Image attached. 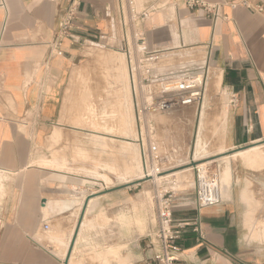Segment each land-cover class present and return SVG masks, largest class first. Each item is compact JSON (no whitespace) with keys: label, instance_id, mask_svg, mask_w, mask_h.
<instances>
[{"label":"crops","instance_id":"0c3cea01","mask_svg":"<svg viewBox=\"0 0 264 264\" xmlns=\"http://www.w3.org/2000/svg\"><path fill=\"white\" fill-rule=\"evenodd\" d=\"M167 1L143 21L148 49L164 52V60L204 52L202 73L211 68L228 98L222 148L264 142V12L225 4L214 23L182 0ZM66 5L4 0L0 6V264H89L87 253L91 264H121V258L144 264L152 231L140 250L134 145L79 130L72 115L61 116L77 102L78 78L93 60L88 50L124 48L117 2L81 0L69 36L58 39ZM263 166L231 167L219 206L195 208L194 188L173 194L183 264H264ZM122 216L132 222L125 230L117 223Z\"/></svg>","mask_w":264,"mask_h":264},{"label":"rangeland","instance_id":"374dc122","mask_svg":"<svg viewBox=\"0 0 264 264\" xmlns=\"http://www.w3.org/2000/svg\"><path fill=\"white\" fill-rule=\"evenodd\" d=\"M186 52L189 55H185ZM88 55L93 60L87 73L78 78L80 93H76L77 102H73L72 109H63L61 116L64 117L65 112L67 115H72L74 128H80L89 133L119 136L123 142H131L134 145L131 161L135 157L136 174L131 173V179L135 178L139 184L136 189L138 197L136 220L144 226L140 231L136 225L137 233L140 234L137 237L140 250L145 246V234L152 231L153 236L157 228L159 196L164 191L175 194L183 189H193L195 166L216 160L206 166H210L212 170L219 173L222 193L225 194L224 183L231 181V167L242 165L257 169L250 167V164H255L254 160H257V164L264 165V143L234 151H226L222 148L223 124L226 118L225 103H228V98L223 96V93H219V77L211 68L205 75L206 91L203 94L202 104L198 108H185L169 114L138 116L133 108L125 55L116 50L98 47L90 48ZM205 57L206 54L199 48L172 53L166 56L167 60H163L156 66L157 73L164 78L187 72L201 74L206 62ZM75 105H81V107H74ZM201 112L205 113L203 122H200ZM143 152L146 157L151 152L160 155L162 158V162L158 165L162 171L160 174L153 175L148 162L149 158L146 165L144 164ZM234 153L239 155L233 156ZM222 156L228 157L220 158ZM127 175L120 177L116 183L125 182ZM165 175L170 176L162 178L163 180L155 178ZM117 223L121 228L129 225L122 219ZM152 236H148V244L149 237ZM86 257L91 264L90 254L87 253ZM120 261L121 264H126L125 261L123 263L122 258Z\"/></svg>","mask_w":264,"mask_h":264},{"label":"built area","instance_id":"2783aa9c","mask_svg":"<svg viewBox=\"0 0 264 264\" xmlns=\"http://www.w3.org/2000/svg\"><path fill=\"white\" fill-rule=\"evenodd\" d=\"M177 1V0H173ZM120 41L124 48L121 52L127 59V71L133 97V108L138 116L145 114H169L184 108L201 106L205 91V71L200 78L198 73H183L165 77L157 73L156 66L164 60V52L150 51L142 31L143 21L153 10H164L166 0H160L155 6L139 8L135 0H116ZM184 6L203 13L214 23L221 19V8L225 4L235 8L242 6L255 13L264 12L263 2L255 0H221L211 3L205 0H182ZM81 4V0H67L57 36L58 39L69 36ZM4 7V0H0ZM144 164L149 158L152 172L160 174L158 166L162 162L159 154L143 152ZM194 205L195 208L215 207L223 202V193L219 173L210 166H195ZM173 193L164 191L158 198L157 228L149 238L150 257L144 264H183L179 259L180 248L175 244L180 238L181 224H175L172 214ZM47 230L48 226L45 225Z\"/></svg>","mask_w":264,"mask_h":264},{"label":"bare ground","instance_id":"6f19581e","mask_svg":"<svg viewBox=\"0 0 264 264\" xmlns=\"http://www.w3.org/2000/svg\"><path fill=\"white\" fill-rule=\"evenodd\" d=\"M117 69V68H116ZM120 71V70H119ZM203 71V70H202ZM209 71L207 70L206 71V74L205 75H207V73H208ZM200 76V78L203 76L202 74H200L199 75ZM95 92V91H94ZM94 97V96H93ZM85 103V102H84ZM85 105V104H84ZM86 107V106H85ZM84 107V108H85ZM90 107V106H89ZM72 108V107H71ZM189 108H192V107H189ZM79 109V108H78ZM185 109V108H184ZM187 109V108H186ZM80 111V110H79ZM84 112V111H83ZM177 112V111H176ZM179 112V111H178ZM82 114V113H81ZM205 113L204 112H201V120H200V122H203V119H204V115ZM75 115V114H74ZM151 114H145L144 116H150ZM199 115V114H198ZM98 116V115H97ZM181 116V115H180ZM182 116H183V114H182ZM188 117V116H187ZM73 118V117H72ZM74 119V118H73ZM72 119V120H73ZM81 123V122H80ZM79 130H80V128H79ZM98 138V137H97ZM202 141V140H201ZM131 145V144H130ZM125 149V148H124ZM133 149V148H132ZM132 152V151H131ZM239 155V153L238 154H235V155H233V156H238ZM220 158H226V156H222V157H220ZM220 158H218V159H220ZM217 159V160H218ZM216 161V160H215ZM215 161H209V162H206V163H204V164H202V165H200V166H206L207 164H209V163H212V162H215ZM255 164H257V160H254L253 161ZM138 166V165H137ZM153 173V175L155 176V175H158V174H156V173H154V172H152ZM179 173H181V172H179ZM179 173H178V175H179ZM173 175V174H172ZM168 176H170V175H165L164 177H155V178H157L158 180H163L162 178H167ZM170 178V177H169ZM177 179V178H176ZM175 179V180H176ZM182 180H184L183 178H182ZM177 182H179V181H177ZM181 182V181H180ZM76 192V191H75ZM78 195V194H77ZM122 221H124L125 223H128V224H130L131 222V219L130 218H128V217H125V216H122ZM136 225L139 227V229H140V231L142 230V228H143V223H141L140 221H137L136 220ZM68 244V243H67ZM116 250V249H115ZM116 253V252H115ZM122 261H123V263H124V259H122ZM127 261H125V263H126Z\"/></svg>","mask_w":264,"mask_h":264},{"label":"water","instance_id":"95a60500","mask_svg":"<svg viewBox=\"0 0 264 264\" xmlns=\"http://www.w3.org/2000/svg\"><path fill=\"white\" fill-rule=\"evenodd\" d=\"M261 143H264V142H261ZM87 203V202H86Z\"/></svg>","mask_w":264,"mask_h":264}]
</instances>
